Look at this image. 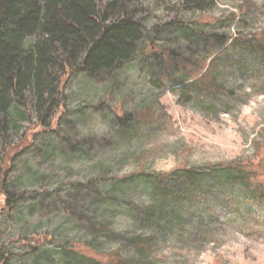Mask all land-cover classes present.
Listing matches in <instances>:
<instances>
[{"label":"rangeland","instance_id":"obj_1","mask_svg":"<svg viewBox=\"0 0 264 264\" xmlns=\"http://www.w3.org/2000/svg\"><path fill=\"white\" fill-rule=\"evenodd\" d=\"M128 11L139 33L129 61L73 72L50 108L29 92L30 110L13 102L0 165L6 142L29 147L5 177L13 204L0 192V256L94 264L66 252L74 244L102 264H264V205L219 176L241 163L264 189V46L244 43L264 45V0H135ZM168 52L183 62L166 66ZM204 73L214 89L198 86ZM181 169L201 172L196 199L155 197L151 176Z\"/></svg>","mask_w":264,"mask_h":264},{"label":"trees","instance_id":"obj_2","mask_svg":"<svg viewBox=\"0 0 264 264\" xmlns=\"http://www.w3.org/2000/svg\"><path fill=\"white\" fill-rule=\"evenodd\" d=\"M132 1L135 0H111L99 4L95 0H0L1 133L5 134L8 125L11 128L8 131L18 127V120L12 112L14 101L30 110V101L24 99L25 93L29 92L33 100L43 101L50 108L56 88L71 79L73 72L99 76L134 56L138 49L139 33L128 11L129 2ZM113 14L116 15L111 18ZM214 38L222 41L221 37ZM244 43L254 49L264 46H254L252 41ZM165 56L163 64L166 66L173 67L183 62L175 53L168 52ZM213 60L211 67L217 62ZM59 69L63 70V75L58 74ZM211 79V75L204 73L196 80L199 87L206 86L212 90ZM6 144V153L0 165V192L8 205L14 201L5 177L12 169L13 159L24 153L29 143L23 145L25 147L21 150L20 146ZM207 168L217 170L210 165ZM220 170L222 174L219 176L226 185L243 184L253 194L252 197L264 205V189L259 183L255 184L248 167L241 163H228L221 165ZM201 175L196 169H181L151 176L154 195L162 202L174 200L182 204L186 200L192 201L196 199V190L191 186L200 183ZM137 211L144 219L157 215L151 209ZM135 244L139 251H145L152 248L153 242L147 239L138 240ZM76 250L74 244L66 248V252L75 254L83 261L102 264ZM0 257L1 260L3 258L1 264H8L7 257ZM114 262L135 263L119 256Z\"/></svg>","mask_w":264,"mask_h":264}]
</instances>
